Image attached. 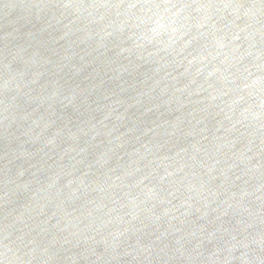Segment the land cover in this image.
<instances>
[{
	"label": "water",
	"instance_id": "obj_1",
	"mask_svg": "<svg viewBox=\"0 0 264 264\" xmlns=\"http://www.w3.org/2000/svg\"><path fill=\"white\" fill-rule=\"evenodd\" d=\"M0 264H264V0H0Z\"/></svg>",
	"mask_w": 264,
	"mask_h": 264
}]
</instances>
